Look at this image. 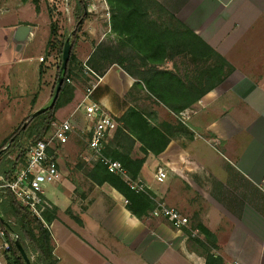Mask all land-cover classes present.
Instances as JSON below:
<instances>
[{
    "label": "crops",
    "instance_id": "0c3cea01",
    "mask_svg": "<svg viewBox=\"0 0 264 264\" xmlns=\"http://www.w3.org/2000/svg\"><path fill=\"white\" fill-rule=\"evenodd\" d=\"M56 1L61 0H41L37 9L33 0H0L4 56L0 106L5 111L14 99L26 100L28 109L31 103L35 110L42 108L53 90L51 66L46 63L53 61L48 50L47 3ZM156 1L233 71L185 110L195 114L183 123L162 105L141 109L139 97L147 99L146 93L133 91L138 81L117 65L96 81L85 101L93 80L83 67L97 45L114 39L113 44L108 42L112 46L120 40L105 14L87 12L72 49V69L77 75L68 85L73 91L55 114L56 125L70 122L73 127L65 145H54L63 179L44 188L50 204L43 215L44 227L51 235L53 255L57 264H206L197 241L206 244L198 229L203 226L217 240L213 253L226 264H264V0ZM71 3L76 11L77 2ZM100 20L107 26L103 28ZM21 26L30 32L18 42L15 36ZM72 32L59 28L60 35ZM183 60L164 61L161 68L177 72ZM43 62L49 69L40 75ZM89 103L98 104L115 120L133 107L147 114L154 125L186 128L187 134L169 132V145L160 155L147 157L139 178L155 199L186 216L188 227L176 230L150 213L138 218L121 193L106 182L99 183L103 176L95 174L97 163L88 147L94 126L85 111ZM8 136L0 137V144ZM140 147L135 144L134 159L142 158L137 153ZM159 169L166 173L163 182L157 181ZM4 243L0 235V264H7Z\"/></svg>",
    "mask_w": 264,
    "mask_h": 264
},
{
    "label": "trees",
    "instance_id": "16d2710c",
    "mask_svg": "<svg viewBox=\"0 0 264 264\" xmlns=\"http://www.w3.org/2000/svg\"><path fill=\"white\" fill-rule=\"evenodd\" d=\"M41 0H33L37 6ZM77 2L75 26L70 35H60L56 24L53 8L48 7L51 19V40L48 44L50 53L57 51L60 64L63 46L67 40L73 49L78 33L83 29L88 17L87 4L83 0ZM110 12L111 31L119 37L116 45L100 43L96 46L87 65L98 77H102L113 65L119 66L125 73L138 82L133 91L140 89L146 93L147 99L164 106L178 116L187 108L196 104L204 95L214 90L222 83L233 67L216 53L199 36L179 22L156 0H106ZM126 42L127 44H124ZM184 57L193 65L190 74H180L161 68L164 61H172ZM75 61L72 50L67 71L64 74V84L59 98L52 109L40 115L35 121L41 124L35 126L36 138L42 140L55 123V114L62 99L72 94L68 80L77 74L72 69ZM60 65L57 69L56 80ZM44 62L40 75L44 74ZM81 71V68H78ZM56 81L53 87L55 90ZM52 94V97H53ZM51 97V100H52ZM51 102V101H50ZM30 121V120H29ZM118 127L110 144L105 150V156L122 164L131 180L139 178L147 157L160 155L171 141L168 130L185 128L178 124L154 125L147 114L136 108H129L120 119L116 120ZM170 132V131H169ZM12 134L0 146V167L9 178L17 165L24 161L30 146L22 144V135L14 139ZM45 139V138H44ZM141 144L138 154L142 158H133L135 144ZM17 151L12 163V170H5L7 158ZM95 174L103 177L99 183L106 182L121 193L128 201L129 210L138 218L147 216L155 207V197L150 193H137L122 177L109 173L105 166L97 163ZM94 176V174H93ZM3 218L0 226L4 232L3 239L8 244L7 264H26L18 246L20 244L30 264H57L53 255L50 232L44 225L7 191L0 203ZM199 231L205 237V243H200L206 264H226L224 260L213 253L218 249L215 236L205 227L199 226Z\"/></svg>",
    "mask_w": 264,
    "mask_h": 264
},
{
    "label": "built area",
    "instance_id": "2783aa9c",
    "mask_svg": "<svg viewBox=\"0 0 264 264\" xmlns=\"http://www.w3.org/2000/svg\"><path fill=\"white\" fill-rule=\"evenodd\" d=\"M83 1L87 4V12L102 13L106 15L107 19H110V12L106 0ZM83 69L84 73L93 80L86 93L85 101H88L99 77L88 66L85 65ZM67 82L70 83V80ZM85 111L89 120L94 123L91 130V138L88 143L92 160L105 166L109 173L122 177L133 191L137 193L149 192V189L140 178L131 180L121 163L105 156V150L118 127L116 120L95 103L87 104ZM188 113H192V111H184L180 116L182 119L187 120L189 118ZM53 127L55 129L48 138L37 140L30 146L24 161L17 165L11 177L7 178L0 167V203L3 201V195L7 191L11 192L15 199L43 225L44 212L50 207L44 195V188L45 186L59 183L63 179L58 166L57 153L54 145L55 143L62 146L65 145L68 141V133L73 128L70 122H64L59 125L54 123ZM165 178L166 173L164 170L159 169L157 181L163 182ZM154 202L155 207L150 212V216L166 220L176 230H182L188 227L189 219L178 210L168 206L162 199H154ZM0 235L1 237L4 236L1 226ZM3 248L7 253L9 246L6 242L3 244Z\"/></svg>",
    "mask_w": 264,
    "mask_h": 264
},
{
    "label": "rangeland",
    "instance_id": "374dc122",
    "mask_svg": "<svg viewBox=\"0 0 264 264\" xmlns=\"http://www.w3.org/2000/svg\"><path fill=\"white\" fill-rule=\"evenodd\" d=\"M71 2H72V0H61V1H56V3H47L48 7L53 8V11H55V14H53V15L55 16L57 26L59 28L62 27L63 29L66 30V32L69 30H72L75 26L76 11L71 10L72 9V3ZM59 9H61L60 12L58 11ZM93 14H95V13H93ZM101 24H102L101 26L103 28L105 26H107V23H105V22L103 23L101 21ZM115 41L116 42L118 41L117 37H116ZM106 42H107V44H108V42L113 44L114 39H108V41H106ZM0 55H1L0 56V67H1L4 64V56L2 55L1 52H0ZM52 55H53L52 56L53 61H51V62L46 61V63H48V65L51 66L50 70L52 71V74H51L52 82H50V83L55 84L57 69L60 65V56H59V53L57 51H54ZM180 60H182V58H180ZM44 68L49 69V66H44ZM192 69H193V65H191L189 63V61L184 58V60L181 61V67L179 66V69L177 72H180V70H181L182 73H180V74L191 75L190 72ZM0 71H1V68H0ZM44 74H47V72L44 71ZM2 76H3V74H2ZM43 78H44V76H43ZM0 94H1V91H0ZM52 94H53V90H52V92H50V96L47 98V100L43 104L42 108L49 106ZM139 98L141 99V100L139 99V101L141 103V109L146 110L145 109L146 107H148V106L152 107L153 106V102H151L150 100L145 99V98H141V97H139ZM35 101H36V99H35ZM40 109L41 108L35 110L33 103H31V107L28 109L27 102L24 99H14L13 104L11 106H9L6 111L3 108H1V106H0V111H1L0 112V137L4 136L6 134L9 135L8 137H10L12 134L17 132L14 139L17 138L19 135L20 136L22 135V137H23L22 138V144L24 146H27V147L30 146V144L32 142H34L33 140L36 138L35 126L40 125L41 122L40 121L33 122L34 120H32V121H29V120H30L31 115ZM193 113H194V111L192 113H188L189 118L195 114V113L194 114ZM180 114L178 116H176V118L178 121L183 123L186 120L182 119ZM189 118H187V120H189ZM163 124H165V123H162L158 126H161ZM54 129H55V127H52L47 132V134L43 137V139L48 138L52 134ZM185 130H186V128H185ZM169 131L170 132H182L183 134H187L185 131L180 130V129H174L173 131L168 130L167 132L169 133ZM35 141H37V140H35ZM3 142L0 144V146L3 144ZM16 156H17V151L14 152L12 155H10V157L7 158V160L4 164L5 170H8V171L12 170L11 166H12V163L14 162V160L16 159ZM11 175H12V172L9 176L11 177ZM255 197H257V196H255Z\"/></svg>",
    "mask_w": 264,
    "mask_h": 264
},
{
    "label": "water",
    "instance_id": "95a60500",
    "mask_svg": "<svg viewBox=\"0 0 264 264\" xmlns=\"http://www.w3.org/2000/svg\"><path fill=\"white\" fill-rule=\"evenodd\" d=\"M29 32H30L29 27H26V26L19 27L17 32H16V36H15L16 40L18 42L25 41L29 35ZM71 53H72L71 44H70V41L67 40L63 46L61 64H60V68H59L58 77L56 80V85H55V90H54L52 100H51L49 106L41 108L40 110H38L37 112L32 114L30 117V121L34 120L35 118L39 117L40 115L44 114L49 109H52L55 106V104L59 98L60 92L62 90L63 84H64V77L63 76H64L65 72L67 71L68 63H69V60L71 57ZM0 219H2L1 215H0ZM17 246H18L26 264H30L27 256L25 255L23 249L21 248V246L18 242H17Z\"/></svg>",
    "mask_w": 264,
    "mask_h": 264
}]
</instances>
